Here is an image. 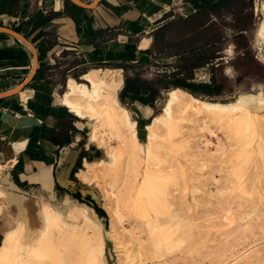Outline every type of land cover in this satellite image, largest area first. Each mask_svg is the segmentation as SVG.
<instances>
[{
	"label": "rangeland",
	"instance_id": "obj_1",
	"mask_svg": "<svg viewBox=\"0 0 264 264\" xmlns=\"http://www.w3.org/2000/svg\"><path fill=\"white\" fill-rule=\"evenodd\" d=\"M236 6L234 18L224 14L214 29L217 47L225 48L223 64L206 71L207 78L213 74L232 83L233 91L224 97L194 96L224 104L240 99L248 114L238 110L230 119H216L186 111L178 116L173 107L178 117L171 129L162 125L152 134L156 118L165 119L168 94L145 104L149 107L120 102L122 106L120 86L115 106L127 109L135 120V141L109 130L91 140L93 120L85 116L80 140L86 154L65 191L36 190L33 199L0 183V204L10 192L29 197L37 208L31 226L25 214L16 215L6 230L16 228L29 249L52 235L56 239L49 250L36 248L28 257L40 264H225L232 253L244 251L233 261L243 264L248 255H264V0ZM120 73L123 83L126 75L154 77L138 64ZM69 77L91 86L75 72L56 67L52 81L60 98L69 89ZM105 92V84H99L97 97L102 99ZM74 193L88 196L106 218L73 199ZM49 209L61 216L63 226L52 223L43 230L42 215ZM151 225L155 228L149 229ZM150 230L165 236L159 246Z\"/></svg>",
	"mask_w": 264,
	"mask_h": 264
},
{
	"label": "crops",
	"instance_id": "obj_2",
	"mask_svg": "<svg viewBox=\"0 0 264 264\" xmlns=\"http://www.w3.org/2000/svg\"><path fill=\"white\" fill-rule=\"evenodd\" d=\"M215 19L190 0H0V183L29 197L70 183L83 129L81 117L63 104L65 92L61 98L56 93V67L88 82L90 73L122 76L124 64H138L155 76L186 53L172 52L173 44L187 50L198 35L210 32ZM219 59L223 64L224 55ZM98 65L104 67L84 70ZM209 67L194 68L193 80L208 82ZM72 80L67 78L66 89ZM2 203L0 244L13 231L6 230L11 218L36 207L15 194Z\"/></svg>",
	"mask_w": 264,
	"mask_h": 264
},
{
	"label": "bare ground",
	"instance_id": "obj_3",
	"mask_svg": "<svg viewBox=\"0 0 264 264\" xmlns=\"http://www.w3.org/2000/svg\"><path fill=\"white\" fill-rule=\"evenodd\" d=\"M87 77L91 84L90 87L92 89H90V87L85 84H79L72 80L68 86L69 89L63 95V104L72 113L81 117V119L86 116L87 118L93 120L92 122L93 129L90 138L91 140L98 139V135H97L98 132L104 133L105 130H109L111 131V134L115 135L116 137H121L123 135L121 138L124 141L127 135L130 136L131 141H135L137 137L136 127L134 124L135 120L130 117V115L127 112V109L122 108L121 110V108H119L118 105L115 106V103H117L116 91L121 86L122 83L121 76H113V75L109 76L107 74L101 75V74L90 73ZM101 83L105 84V90H106L105 95L104 97H102V99L97 97L96 94V88ZM80 107L83 108L84 112L80 110ZM173 107H175L178 110V116H181V114L186 111L189 112L192 111L193 113L196 114H204L206 116L216 119H221V118L230 119L229 114L231 112L238 110L244 111L245 113L248 114V111L243 108L240 99H237L233 103H225V104L215 103V102H204L191 96L182 89L175 88L168 92V99L163 113L165 119L163 120V122H159L160 120L156 118L155 122L151 124L150 129L152 134H155L158 128H160V126L162 125L165 126L167 129H171V126L174 125L175 123L174 119L178 117L174 115L175 113L173 114ZM78 175L83 180L86 177L84 170H80L78 172ZM14 194L15 193H10V192L7 193V195H14ZM25 198L31 200L29 197H25ZM36 212H37V208L35 207V209L31 211V214L29 215L25 214V216L29 221L30 226L32 225L31 224L32 219H34V217L36 216ZM52 223L57 224L58 227L64 225L61 216L58 215L53 210L49 209L46 210L42 215V220L40 224L43 226V230H45L46 227ZM153 228H155L154 225L149 226V229H153ZM9 232L10 233L6 234L2 243L0 244V264H40L38 262L40 260L36 261L34 260V257L33 259H31L30 257L27 256V253L35 250L36 248H37L36 250L38 249L43 251L49 250V248L52 247V244L55 243L56 241V239H54V236L52 235L45 244L40 243L38 241L36 246L34 245L32 246V248L29 249L26 248L20 241L19 236L17 234V230L9 231ZM150 233H151V238L154 237L156 238L155 241L156 246H159L162 243V241L165 239V236L160 233L155 234L151 230ZM89 245L90 242L88 243V246ZM244 253H245L244 251L242 253H238L237 255L230 253L231 255L228 257V261L225 264H235L236 262L233 263V261L238 259V257L242 256ZM12 254H14V256H11ZM261 261H264V255L259 256V255L251 254V256L248 255L244 258L243 264H261ZM41 264H47V263L44 262Z\"/></svg>",
	"mask_w": 264,
	"mask_h": 264
},
{
	"label": "trees",
	"instance_id": "obj_4",
	"mask_svg": "<svg viewBox=\"0 0 264 264\" xmlns=\"http://www.w3.org/2000/svg\"><path fill=\"white\" fill-rule=\"evenodd\" d=\"M248 0H190V2L197 8V10L208 11L214 15L216 18L210 23V32L207 35H198L195 38V42H191L187 50H182V43L180 46L178 44H173L172 52L181 56L180 60L174 65L168 67L169 71L164 70L162 72L156 73L151 79H146L138 76L126 75L124 79L123 86L120 88V92L117 99L120 103L130 102L131 105L139 103L142 106L149 107L145 104H153L163 92L166 91V95L172 89L179 88L184 91L190 92L192 96H208V97H224L230 95L233 91L232 83L225 82L224 79L215 77L213 74L210 75L208 82H196L193 80L194 76L192 70L196 67L204 66L206 63L209 64L211 71H213V66L220 63V59L217 60L221 55H217L216 51L220 48L217 47L218 36L214 32L216 23L218 19L225 13L230 15L231 18L237 12V4H244ZM223 37V36H219ZM204 40V44H202ZM196 47L190 48L193 45ZM186 54V55H185ZM217 60V61H216ZM132 64L121 65L124 71L131 69ZM189 93V94H190ZM194 96V97H196ZM198 98V97H196ZM201 99V98H199ZM120 100V101H119ZM203 100V99H201ZM120 103V104H121ZM122 105V104H121ZM123 106V105H122ZM125 107V106H124ZM151 108V107H150ZM73 118H77L73 116ZM82 145V141H79V146ZM85 150L81 149L75 166L71 170L70 179L74 178V173L81 167V161L85 157ZM14 182L23 190L28 189V185L19 182L16 177H13ZM56 192L65 191L64 188L59 185H55ZM72 198L79 200L80 202H86L91 205L96 213L106 218L104 210L96 206L88 196L82 198L79 193L72 194Z\"/></svg>",
	"mask_w": 264,
	"mask_h": 264
}]
</instances>
